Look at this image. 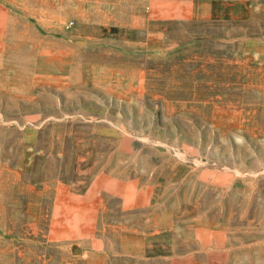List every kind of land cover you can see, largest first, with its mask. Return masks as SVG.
<instances>
[{
	"label": "rangeland",
	"instance_id": "rangeland-1",
	"mask_svg": "<svg viewBox=\"0 0 264 264\" xmlns=\"http://www.w3.org/2000/svg\"><path fill=\"white\" fill-rule=\"evenodd\" d=\"M95 18L47 56L0 54V264L78 262L69 200L159 166L223 233L224 264H264V0Z\"/></svg>",
	"mask_w": 264,
	"mask_h": 264
},
{
	"label": "crops",
	"instance_id": "crops-1",
	"mask_svg": "<svg viewBox=\"0 0 264 264\" xmlns=\"http://www.w3.org/2000/svg\"><path fill=\"white\" fill-rule=\"evenodd\" d=\"M133 8L134 0H0V54L8 53L6 47L27 46L43 47L47 56L54 46L70 44L67 21L77 30L93 29L95 15L132 13ZM113 179L112 190L101 186L86 191L92 198L68 202L63 220L70 253L78 255L74 264L225 263L219 256L227 243L223 233L199 223L175 175L167 177L159 166L142 176ZM90 255L97 261L87 260Z\"/></svg>",
	"mask_w": 264,
	"mask_h": 264
}]
</instances>
